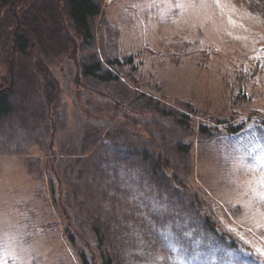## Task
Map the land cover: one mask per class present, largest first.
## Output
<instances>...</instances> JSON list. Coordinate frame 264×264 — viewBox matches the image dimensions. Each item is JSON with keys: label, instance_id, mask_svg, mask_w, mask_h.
<instances>
[{"label": "rangeland", "instance_id": "obj_1", "mask_svg": "<svg viewBox=\"0 0 264 264\" xmlns=\"http://www.w3.org/2000/svg\"><path fill=\"white\" fill-rule=\"evenodd\" d=\"M95 1L93 46L46 59L63 91L55 119L16 57L0 116V264H264V0ZM89 55L134 64L117 82H78ZM159 156L171 167L153 178Z\"/></svg>", "mask_w": 264, "mask_h": 264}, {"label": "trees", "instance_id": "obj_2", "mask_svg": "<svg viewBox=\"0 0 264 264\" xmlns=\"http://www.w3.org/2000/svg\"><path fill=\"white\" fill-rule=\"evenodd\" d=\"M100 13L101 7L95 0H0V72L1 68L5 67L9 73L0 90V116L9 115L13 111L12 75L16 57L21 56L41 77L45 104L51 117L53 119L57 117L63 91L61 82L46 59L69 56L73 60H78L80 51L93 46L94 33L91 24ZM77 64L79 75L76 81L90 78L103 83H112L124 78L117 73V70L122 65H133L134 58L128 57L123 61L108 60L104 65L96 56L89 55ZM133 71H136V67H133L125 77L138 84ZM153 111L163 118H173L180 125L186 127L192 125L187 115L178 116L164 106L155 104ZM211 119L218 126L225 125V130L230 134L241 132L245 125L244 123L229 125L225 120ZM261 125L264 126V121ZM199 128L202 134H208L213 129L208 125H201ZM154 163L155 169L151 175L153 178L162 176L157 175V169L169 170L171 167L170 160L165 156H159ZM172 179L175 183L181 184L176 176ZM204 221V225L209 227L208 231L212 232V226H215L212 218L205 216ZM217 234L222 240L228 238L218 231ZM70 238L74 240L72 235ZM230 238L229 246L236 251L237 243ZM80 260L82 264H89L84 253H81ZM104 264H114L113 259L106 256Z\"/></svg>", "mask_w": 264, "mask_h": 264}, {"label": "snow or ice", "instance_id": "obj_3", "mask_svg": "<svg viewBox=\"0 0 264 264\" xmlns=\"http://www.w3.org/2000/svg\"><path fill=\"white\" fill-rule=\"evenodd\" d=\"M257 251H259V250H257ZM261 255L264 256V252H262Z\"/></svg>", "mask_w": 264, "mask_h": 264}]
</instances>
